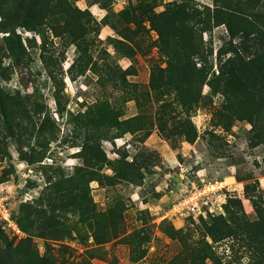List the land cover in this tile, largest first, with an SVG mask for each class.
I'll use <instances>...</instances> for the list:
<instances>
[{"label":"rangeland","instance_id":"374dc122","mask_svg":"<svg viewBox=\"0 0 264 264\" xmlns=\"http://www.w3.org/2000/svg\"><path fill=\"white\" fill-rule=\"evenodd\" d=\"M261 14L0 0V264H264Z\"/></svg>","mask_w":264,"mask_h":264},{"label":"built area","instance_id":"2783aa9c","mask_svg":"<svg viewBox=\"0 0 264 264\" xmlns=\"http://www.w3.org/2000/svg\"><path fill=\"white\" fill-rule=\"evenodd\" d=\"M215 188V187H214ZM198 206L189 208L193 212H196ZM211 211V209H210ZM201 213V212H200ZM0 226L14 235H20L21 229L15 220L9 206L4 198H0Z\"/></svg>","mask_w":264,"mask_h":264},{"label":"trees","instance_id":"16d2710c","mask_svg":"<svg viewBox=\"0 0 264 264\" xmlns=\"http://www.w3.org/2000/svg\"><path fill=\"white\" fill-rule=\"evenodd\" d=\"M259 6H256L255 10L258 9ZM251 19H250V21L243 20V19H238V20L237 19H233V20H237L239 25H241L243 28L250 29L253 32L252 35L259 36L258 44H259V46L261 48L264 49V15L261 14L254 21H251ZM226 25H228V23Z\"/></svg>","mask_w":264,"mask_h":264}]
</instances>
